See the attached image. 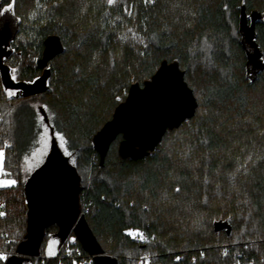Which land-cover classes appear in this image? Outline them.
Returning a JSON list of instances; mask_svg holds the SVG:
<instances>
[{"label": "trees", "instance_id": "obj_1", "mask_svg": "<svg viewBox=\"0 0 264 264\" xmlns=\"http://www.w3.org/2000/svg\"><path fill=\"white\" fill-rule=\"evenodd\" d=\"M243 5L248 23L255 18L253 48L241 28ZM6 8L18 22L4 64L17 82L46 74L47 88L9 96L0 68V148L16 181L0 189L10 207L0 248L16 250L25 238V184L48 152L31 173L24 164L47 130L51 139V126L81 177V212L119 264L146 253L165 264H264V0H0V16ZM48 41L59 51L40 68ZM164 59L186 71L195 115L143 159L122 158L119 135L101 164L93 135ZM84 169L95 177L84 179ZM225 219L231 233L215 230ZM56 227L23 264L58 263L64 242ZM131 227L148 240H133Z\"/></svg>", "mask_w": 264, "mask_h": 264}, {"label": "water", "instance_id": "obj_2", "mask_svg": "<svg viewBox=\"0 0 264 264\" xmlns=\"http://www.w3.org/2000/svg\"><path fill=\"white\" fill-rule=\"evenodd\" d=\"M6 8L0 16V68L5 88L17 90L16 95L38 93L47 88V75L35 82H17L10 69L4 64L9 55L8 46L14 37L18 20ZM255 18L248 23L245 6H242L241 28L250 42ZM247 42V43H248ZM248 46L252 47V42ZM59 51L55 42L48 41L38 67L46 68L49 61ZM250 63L256 67L261 62L259 55L251 50ZM48 70V69H47ZM186 71L178 59L161 61L158 69L143 84H131L126 98L115 108L112 117L93 135L92 142L104 164L112 143L122 135L118 152L122 158L143 159L152 154L168 130L179 127L192 118L199 102L185 78ZM45 121L50 126L44 110ZM50 148L43 163L28 177L25 184L28 209V227L25 238L19 243L15 253L6 264H16L11 257L23 264L27 259L40 255V247L45 230L57 225L54 234L65 242L73 232L83 248L93 255V264H119L116 257L105 252L91 229L86 215L81 212V177L77 168L60 147L53 127L50 126ZM216 231L225 229L231 233L232 225L228 219L214 222Z\"/></svg>", "mask_w": 264, "mask_h": 264}, {"label": "built area", "instance_id": "obj_3", "mask_svg": "<svg viewBox=\"0 0 264 264\" xmlns=\"http://www.w3.org/2000/svg\"><path fill=\"white\" fill-rule=\"evenodd\" d=\"M5 146L8 145L6 141ZM3 151V148H0ZM2 187H0L1 189ZM27 207V206H26ZM10 207L7 198L0 193V219L7 217ZM130 237L140 243L148 240L149 235L141 228L131 227L127 230ZM15 253V250L0 248V256L7 257ZM111 255V254H110ZM57 264H66V259L72 261V264H93V255L85 252L78 245V238L75 235L70 236L63 244V251L57 255ZM126 264H165L164 261L158 260L154 255L149 253L139 257H127Z\"/></svg>", "mask_w": 264, "mask_h": 264}, {"label": "rangeland", "instance_id": "obj_4", "mask_svg": "<svg viewBox=\"0 0 264 264\" xmlns=\"http://www.w3.org/2000/svg\"><path fill=\"white\" fill-rule=\"evenodd\" d=\"M8 15H10L11 13V9L7 10ZM12 14V13H11ZM15 71L16 69L13 68V76H15ZM8 95L12 96V95H16L17 94V90H12V89H8ZM11 93V94H10ZM33 104L38 107L39 100L34 101ZM179 139H182L184 137H186V133H180L178 135ZM41 145L39 146L37 152L35 153V156L28 159L26 161V163L24 164V168L26 171H29L30 173L33 170V167L38 164L40 157H42V155H45L49 148H50V136H49V131L47 130V132L44 133L42 140H41ZM84 179H91V177L94 176V174L89 173V171H87L86 169H84ZM87 177V178H86ZM95 177V176H94ZM100 178H104L103 174H99ZM15 179L7 172V170L4 167V154L3 151L0 150V187H9L15 184ZM25 207H26V203H25ZM218 219V218H217ZM56 232L59 230L58 226L56 227ZM11 261L16 262V264L19 263V259L17 257H11Z\"/></svg>", "mask_w": 264, "mask_h": 264}, {"label": "snow or ice", "instance_id": "obj_5", "mask_svg": "<svg viewBox=\"0 0 264 264\" xmlns=\"http://www.w3.org/2000/svg\"><path fill=\"white\" fill-rule=\"evenodd\" d=\"M110 2H111V0H110ZM10 94H11V93H10ZM0 259H4V257L0 256Z\"/></svg>", "mask_w": 264, "mask_h": 264}]
</instances>
